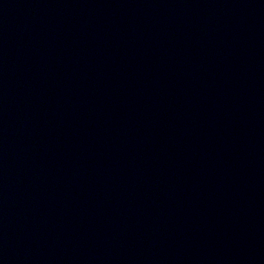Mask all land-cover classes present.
<instances>
[{
	"label": "water",
	"instance_id": "95a60500",
	"mask_svg": "<svg viewBox=\"0 0 264 264\" xmlns=\"http://www.w3.org/2000/svg\"><path fill=\"white\" fill-rule=\"evenodd\" d=\"M0 264H264V0H0Z\"/></svg>",
	"mask_w": 264,
	"mask_h": 264
}]
</instances>
